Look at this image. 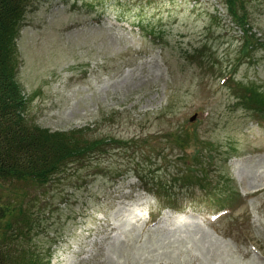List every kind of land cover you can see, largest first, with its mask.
Returning a JSON list of instances; mask_svg holds the SVG:
<instances>
[{
	"label": "rangeland",
	"instance_id": "374dc122",
	"mask_svg": "<svg viewBox=\"0 0 264 264\" xmlns=\"http://www.w3.org/2000/svg\"><path fill=\"white\" fill-rule=\"evenodd\" d=\"M246 8L242 25L225 0H33L17 39L30 115L126 142L23 187L35 218L26 246L52 253L50 264H264V117L240 89L264 91V0ZM179 132L187 150L165 137ZM197 150L235 192L198 183L159 196L149 171L197 176Z\"/></svg>",
	"mask_w": 264,
	"mask_h": 264
},
{
	"label": "trees",
	"instance_id": "16d2710c",
	"mask_svg": "<svg viewBox=\"0 0 264 264\" xmlns=\"http://www.w3.org/2000/svg\"><path fill=\"white\" fill-rule=\"evenodd\" d=\"M32 2L0 0V264H50L52 258V253L43 254L44 251L24 244L26 230L35 218L28 204V190L23 187L46 185L67 170L71 163L95 158L107 150L109 144L122 145L126 142L116 137H91L85 129L52 131L40 126L30 115L29 98L18 80L20 59L17 39ZM225 4L237 22L242 25L248 23L246 0H225ZM136 17L138 22L133 24L142 30L145 28L146 34L153 40L161 37L162 30L156 27L157 24L145 17ZM240 86L244 105L264 117V91L256 85ZM180 134L171 133L174 137H165L184 147L189 139ZM129 142L139 143L140 139L135 137ZM205 142L207 146L214 147V142ZM184 148L187 150V147ZM195 158L200 161L202 171L197 176L185 174L182 170V173L168 172L164 176L160 172L163 166L150 170V179L156 183L153 186L155 192L169 197L177 185L190 187L198 183L209 190L208 195L216 192L218 197H227L235 192L232 184L235 180L227 172L220 171L216 179L211 177L212 152L203 154L202 150H197ZM165 168L169 169V166ZM135 170L138 171L139 167ZM188 170L194 173L195 167L190 166ZM139 177L150 182L148 175L141 173ZM219 206V210L228 207L224 202Z\"/></svg>",
	"mask_w": 264,
	"mask_h": 264
},
{
	"label": "water",
	"instance_id": "95a60500",
	"mask_svg": "<svg viewBox=\"0 0 264 264\" xmlns=\"http://www.w3.org/2000/svg\"><path fill=\"white\" fill-rule=\"evenodd\" d=\"M198 116V113H195L192 117H191V120H195Z\"/></svg>",
	"mask_w": 264,
	"mask_h": 264
},
{
	"label": "bare ground",
	"instance_id": "6f19581e",
	"mask_svg": "<svg viewBox=\"0 0 264 264\" xmlns=\"http://www.w3.org/2000/svg\"><path fill=\"white\" fill-rule=\"evenodd\" d=\"M163 218L160 219V222L162 221Z\"/></svg>",
	"mask_w": 264,
	"mask_h": 264
}]
</instances>
